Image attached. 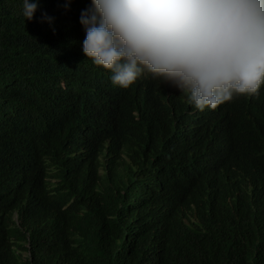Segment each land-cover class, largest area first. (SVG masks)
<instances>
[{
	"label": "trees",
	"instance_id": "1",
	"mask_svg": "<svg viewBox=\"0 0 264 264\" xmlns=\"http://www.w3.org/2000/svg\"><path fill=\"white\" fill-rule=\"evenodd\" d=\"M39 3L0 0V264H264V88L204 127L85 57L91 0Z\"/></svg>",
	"mask_w": 264,
	"mask_h": 264
},
{
	"label": "clouds",
	"instance_id": "2",
	"mask_svg": "<svg viewBox=\"0 0 264 264\" xmlns=\"http://www.w3.org/2000/svg\"><path fill=\"white\" fill-rule=\"evenodd\" d=\"M39 7L22 0L25 20ZM79 22L85 57L110 72L113 87L144 77L168 84L200 111L191 118L204 127V111L258 98L264 88V0H91Z\"/></svg>",
	"mask_w": 264,
	"mask_h": 264
}]
</instances>
